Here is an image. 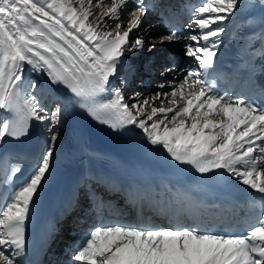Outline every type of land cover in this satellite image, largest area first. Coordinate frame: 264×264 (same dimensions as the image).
I'll list each match as a JSON object with an SVG mask.
<instances>
[{"label": "snow or ice", "instance_id": "1", "mask_svg": "<svg viewBox=\"0 0 264 264\" xmlns=\"http://www.w3.org/2000/svg\"><path fill=\"white\" fill-rule=\"evenodd\" d=\"M129 3L0 0V141L27 135L33 121L47 122L49 133L44 154L18 186H13L18 166L0 179V188L7 184L10 189L0 200V264H20L18 258L25 254L26 222L51 173L62 111L59 105L51 113L40 106L33 95L37 83L25 84L26 71L46 74L51 84L65 87L82 109L113 130L139 129L148 144L158 146L177 165L201 174L223 170L264 194V93L259 103L250 102L242 95L220 94L213 82L201 78L214 64L225 32L221 24L239 10V0H201L180 27L162 11L169 31L159 43L183 42L184 54L196 67L179 73L175 65L166 67L160 75L171 73L173 78L161 82L160 91L150 97L140 99L142 93H133L128 97L132 104L125 100L126 80L109 89L110 78L117 76L126 54L146 46L153 51L157 38L136 35L149 8L144 0H137L121 19ZM151 7L155 10L154 4ZM248 39L249 47L260 42L253 55L264 57V31ZM259 199L261 218L246 235L201 231L199 225L153 228L101 217L71 254V264H264V196Z\"/></svg>", "mask_w": 264, "mask_h": 264}, {"label": "bare ground", "instance_id": "2", "mask_svg": "<svg viewBox=\"0 0 264 264\" xmlns=\"http://www.w3.org/2000/svg\"><path fill=\"white\" fill-rule=\"evenodd\" d=\"M240 3V8L239 10L236 11L235 15L229 19L224 21L221 26L225 28V32L221 34V43L218 47V49L221 47V45L225 42L224 40L226 39V36L228 34V32L232 29L237 27L238 22H240L241 18L249 15V14H253L256 12V8H255V3L256 0H239ZM136 3H129L128 8L124 10V12L121 15V19L124 20L127 17L128 11L135 6ZM96 11H99V9H97ZM153 13H146L143 16V21H146L147 19H149L151 16L153 17ZM91 19V17H90ZM106 19V18H105ZM154 28H148L147 30V35L145 36V38L147 39L148 37H152L155 38L153 36V33H155V31L159 32V30H161V32L164 35V31L161 27H158L156 25L153 26ZM215 27V26H213ZM190 31V30H189ZM193 34H195V29L191 30ZM138 32V31H137ZM136 32V34H137ZM162 35V36H163ZM134 39V37H133ZM157 46L159 47V53L160 51H162V49L165 47L164 44H167V47L165 48L164 51H162L161 56H157L154 53L152 55H150L149 57H144L141 58L139 56H141V52H137L135 54H126V59L124 60V63L122 65H120L119 70H118V74L117 76L110 78L111 79V83L109 85V89L114 88V87H119L120 84H118L117 79L119 78V76H122L123 79L126 80V83L123 86V92L126 93L128 92L127 95H129L128 97L132 96L133 93L135 92H140L143 95L140 97V99H143V97L145 96H152L155 92L160 91V89L158 88V85L161 82H167L168 80H171L172 74L169 73L165 76H161L160 73L166 68V67H171L174 64L176 65V63L181 62L182 60L185 61V63L187 64L186 67H182V63L179 65V67L177 68V72L179 73V70L181 68H188L189 66L194 67L192 65H190V59L189 58H180L178 57V53L177 50H180L182 48V50H184V45L183 42L180 41H176V42H164V43H159V41H157ZM159 45H163V46H159ZM180 48V49H179ZM216 49V51L218 50ZM170 52H172V57H168L167 55L170 54ZM158 53V52H157ZM169 53V54H168ZM156 68H158L157 70H155ZM145 74V77H149V81L150 79L153 80V84L155 86H157V89L154 90H148L146 88L143 87V84H141V82H136L134 85H132V87L128 88L126 86H129L131 83V80H133L134 78H138L141 76V74ZM150 74V75H149ZM152 77V78H151ZM145 78V79H146ZM180 76L177 75V79H179ZM144 79V80H145ZM31 81H36L37 83V88H36V94L35 97L37 98V100L40 102V106L44 109H46L49 112V108L48 106L50 105V103H52L53 100H56V105H59L61 107V116H60V122L57 125L58 128V140L56 142L55 145V152H54V156L53 158H55L57 151L59 150V146L61 144V142L64 140V135H65V128L67 127L68 121L70 119V110L71 107H69V94L70 92L63 86H56L50 83L49 79L47 78L46 74H40V73H35V72H31V71H26L25 72V84L30 83ZM165 91H171L170 88H166L164 89ZM134 101L133 100H129L127 103L128 104H132ZM55 105V106H56ZM156 106H159V102L156 103ZM167 106V105H166ZM55 109V108H54ZM85 122H87V124L89 125V127L93 126L92 128V134H93V130L94 129H98L100 131H103V128H99V125H102L101 122H99L97 119H94L91 115L88 114L87 111H85ZM47 122H45L46 124ZM45 124H41L39 122L33 121L31 123V125L33 126V129L35 131V133L37 134V136L39 137L40 143L43 146H45V141L49 135V133L46 131L45 129ZM109 127V126H108ZM110 130V132L114 135H116L115 137L117 139H123V137H119L118 136V131L113 130L111 127L108 128ZM131 136L137 138L138 140H140L141 142L145 143L148 147H150L151 149L160 152L161 154L166 155V153L162 150L159 149V147H153L150 144H148L143 137L140 135V130L139 129H135L133 127H129L127 129H125ZM110 133V134H111ZM106 136V134H105ZM10 140H13L14 138H9ZM104 144H106L107 146L111 147L109 143L105 142L103 140ZM100 144L103 146V143L100 141ZM129 146V145H128ZM45 151V150H44ZM52 158V159H53ZM149 162H153V161H149ZM233 178V177H232ZM234 180H236L234 178ZM247 186V185H245ZM83 212L85 213V215H87L86 210H83ZM65 238L70 242H73V240H71L70 238H68L67 236H65ZM78 239L80 241H83V237H78Z\"/></svg>", "mask_w": 264, "mask_h": 264}, {"label": "rangeland", "instance_id": "3", "mask_svg": "<svg viewBox=\"0 0 264 264\" xmlns=\"http://www.w3.org/2000/svg\"><path fill=\"white\" fill-rule=\"evenodd\" d=\"M136 3L137 2V0H130V3ZM97 9H94V11H96ZM107 19V18H106ZM154 19V15H153V17L151 16L149 19H147L146 21H143V23H142V25H141V28H140V30L137 32V34L136 35H143V36H146L147 34V30H148V28H154L152 25H150V21H152ZM127 26V23H126V21H125V24L123 25V27H126ZM109 30H111V29H109ZM163 35V33L161 32V30H159V32H157V31H155V33H153V36L155 37V38H157V41H158V38L160 37V36H162ZM156 43H158V42H156ZM165 45V47L162 49V51H164L165 50V48L167 47V44H164ZM159 46H163V45H159ZM159 47H156L153 51H148L147 50V46L145 47V50L144 51H142L141 53V56H139V57H141V58H144V57H149L150 55H152L153 53L155 54V55H157V56H161V55H158V54H161L162 53V51H160V53H159ZM180 49V48H179ZM158 52V53H157ZM177 53H178V57H180V58H189L190 59V57H187L185 54H184V50H182V48L180 49V50H177ZM169 54V53H168ZM168 57H172L173 55H172V52H170V54L169 55H167ZM183 62V60L181 61V62H178V63H176V67L178 68L179 67V65L181 64ZM158 68H156L155 70H157ZM150 75V74H149ZM121 78H122V76H119V78L117 79V81H118V84H121ZM146 77H145V74H141V76L140 77H138V78H134L133 80H131V83H130V85L129 86H126V87H128V88H130V87H132V85H134L136 82H141V84H143V87L144 88H146V89H148L149 91L150 90H156L157 89V86H155L154 84H153V80L152 79H150V81H149V77H147L146 79H145ZM152 78V77H151ZM145 79V80H144ZM36 93H38V92H34L33 94H36ZM128 94V92H126V93H124V96H125V100H126V102H128L130 99H128V96L129 95H127ZM40 103V102H39ZM56 105V100H53L52 101V103H50V105L48 106V108H49V113H51L53 110H54V108L56 107L55 106ZM56 131H58V128H56ZM44 150H46V148H47V139H46V141H45V146H44ZM45 152V151H44Z\"/></svg>", "mask_w": 264, "mask_h": 264}]
</instances>
